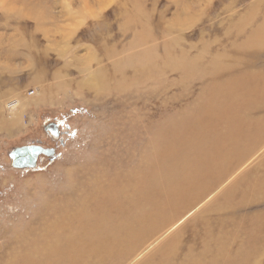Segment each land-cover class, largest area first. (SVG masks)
Segmentation results:
<instances>
[{
	"label": "rangeland",
	"instance_id": "rangeland-1",
	"mask_svg": "<svg viewBox=\"0 0 264 264\" xmlns=\"http://www.w3.org/2000/svg\"><path fill=\"white\" fill-rule=\"evenodd\" d=\"M24 263L264 264V0H0V264Z\"/></svg>",
	"mask_w": 264,
	"mask_h": 264
},
{
	"label": "water",
	"instance_id": "water-1",
	"mask_svg": "<svg viewBox=\"0 0 264 264\" xmlns=\"http://www.w3.org/2000/svg\"><path fill=\"white\" fill-rule=\"evenodd\" d=\"M59 134L58 127L55 129V135ZM55 152L54 148L44 147L40 144H25L15 147L10 156L13 159L14 167H31L36 165L41 155L53 156ZM54 158V157H53Z\"/></svg>",
	"mask_w": 264,
	"mask_h": 264
},
{
	"label": "bare ground",
	"instance_id": "bare-ground-1",
	"mask_svg": "<svg viewBox=\"0 0 264 264\" xmlns=\"http://www.w3.org/2000/svg\"><path fill=\"white\" fill-rule=\"evenodd\" d=\"M140 7V6H139ZM75 10V9H74ZM142 10V9H141ZM9 68V67H8ZM11 68V67H10ZM12 69V68H11ZM19 100H15V101H10L9 103H8V108H9V111H10V120L8 121V124H9V129L11 128V126H13L14 124H16V121H17V119H19L20 118V120L22 119L21 117H20V115H21V108H20V103L18 102ZM27 101H28V99H27ZM7 109V108H6ZM9 117V116H8ZM62 121V120H61ZM195 123H197V126H199V122L198 121H195ZM194 123V124H195ZM61 131V130H60ZM164 133H162V135H163ZM241 139H243V138H241ZM241 139H239V140H241ZM36 143V142H35ZM161 148V150L162 151H165L166 149H164V148H162V147H160ZM205 161H208V163H210V164H212V162L210 161V160H208V159H205L204 161H203V166H205V167H207V162H205ZM77 211H80V208H78L77 209ZM102 217V216H101ZM103 220H104V218H100V220H99V223H100V225L103 223ZM20 236V235H19ZM21 237V236H20ZM97 237V235L95 236V238ZM24 264H28V263H24Z\"/></svg>",
	"mask_w": 264,
	"mask_h": 264
},
{
	"label": "flooded vegetation",
	"instance_id": "flooded-vegetation-1",
	"mask_svg": "<svg viewBox=\"0 0 264 264\" xmlns=\"http://www.w3.org/2000/svg\"><path fill=\"white\" fill-rule=\"evenodd\" d=\"M58 127V129H59V134L58 135H55V129ZM46 129H50L51 131H49L50 132V134H53V137H55V138H60V135H61V129H60V126H59V124L58 123H56V122H51L49 125H48V127H46ZM48 131V130H47ZM33 143H35V142H33ZM35 144H40V145H42V146H44V147H49V146H46V145H44V143H43V141L42 140H40V142H36ZM49 148H54V147H49ZM55 149V148H54ZM53 157H56V149H55V152H54V155L53 156H50V159H54ZM40 159H42V156H40L39 157V159H38V161L40 160ZM38 161H37V163H38ZM36 163V164H37ZM35 166V165H34ZM31 167H33V166H31ZM18 168V167H17ZM20 168H25V167H20Z\"/></svg>",
	"mask_w": 264,
	"mask_h": 264
}]
</instances>
